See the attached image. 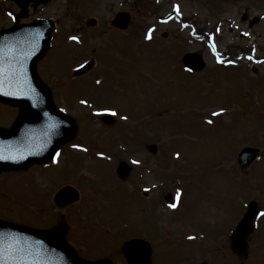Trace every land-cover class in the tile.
Wrapping results in <instances>:
<instances>
[{
	"label": "rangeland",
	"instance_id": "1",
	"mask_svg": "<svg viewBox=\"0 0 264 264\" xmlns=\"http://www.w3.org/2000/svg\"><path fill=\"white\" fill-rule=\"evenodd\" d=\"M6 9L18 12L0 0V28L16 22ZM117 11L131 18L122 32L109 24ZM27 15L17 22L50 16L59 23V49L40 65L76 131L54 164L0 169V220L57 232L91 263L127 264L121 246L136 237L151 244L153 264H264V0H54ZM89 17L95 27L85 26ZM69 33L79 42L64 48ZM234 51L241 57L231 58ZM187 52L202 56L200 72L181 63ZM88 59L93 69L72 79L70 67ZM22 112L0 102V127ZM105 114L113 123L103 122ZM244 146L259 155L241 170ZM121 162L129 166L124 179L115 174ZM64 185L80 199L54 207L52 195ZM250 200L259 213L248 250L238 255L229 234Z\"/></svg>",
	"mask_w": 264,
	"mask_h": 264
},
{
	"label": "water",
	"instance_id": "2",
	"mask_svg": "<svg viewBox=\"0 0 264 264\" xmlns=\"http://www.w3.org/2000/svg\"><path fill=\"white\" fill-rule=\"evenodd\" d=\"M24 5L28 0H16ZM47 1V0H35ZM129 23L126 13H118L112 24L125 29ZM35 30L31 36L24 34L8 42L0 51V99L21 104L26 110L16 125L10 130L0 129V167L9 169L26 168L32 162H46L56 148L69 140L75 132L74 121L55 110L49 99L48 91L38 82L34 74V63L43 54L47 45L49 28L31 26ZM17 30V29H15ZM14 30V31H15ZM4 32L0 34V37ZM184 63L195 70L203 66L200 56L186 54ZM92 62L87 63L76 73L86 71ZM107 117L106 122L110 123ZM257 150L243 149L239 154V164L246 167L257 155ZM118 175L124 178L128 167L120 164ZM68 196V201H65ZM170 198V195L167 196ZM78 199L77 192L69 186L61 188L55 200L59 206ZM258 212L255 201H251L248 210L235 230L231 233V247L239 254L247 250V237L253 231L254 217ZM124 253L129 264H150L149 245L144 240L133 239L124 244ZM0 264H91L81 262L47 233L29 228L18 227L0 221ZM99 264H109L103 261Z\"/></svg>",
	"mask_w": 264,
	"mask_h": 264
},
{
	"label": "snow or ice",
	"instance_id": "3",
	"mask_svg": "<svg viewBox=\"0 0 264 264\" xmlns=\"http://www.w3.org/2000/svg\"><path fill=\"white\" fill-rule=\"evenodd\" d=\"M149 31L151 32V30H149ZM146 38H149V39H150V36H149V37H146ZM71 39L75 40L76 37H72ZM249 59H251V57H249ZM217 62L219 63L220 60L218 59ZM96 83H100V81H96ZM80 103H81V104H86V101L81 100ZM113 114H114V113H113ZM213 115H217V113H213ZM122 118H123V117H122ZM209 123H211V122L209 121ZM73 147H76V146L73 145ZM59 155H60V153H56V156H57V157H58ZM5 158H6V157H4V156H0V159H5ZM53 162L55 163L56 160L54 159ZM133 163H137V161H133ZM145 191H147V189H146ZM169 207H171V208H175L176 205H175V204H172V205H169ZM259 215H260V216H264V212L260 213ZM188 239L191 240V239H194V237H188Z\"/></svg>",
	"mask_w": 264,
	"mask_h": 264
},
{
	"label": "bare ground",
	"instance_id": "4",
	"mask_svg": "<svg viewBox=\"0 0 264 264\" xmlns=\"http://www.w3.org/2000/svg\"><path fill=\"white\" fill-rule=\"evenodd\" d=\"M229 28L232 30H237V31H242V27L240 24H237V23H232ZM214 51V50H213ZM231 55V58H235V57H240L241 56V52L239 51H234V54L230 53Z\"/></svg>",
	"mask_w": 264,
	"mask_h": 264
},
{
	"label": "flooded vegetation",
	"instance_id": "5",
	"mask_svg": "<svg viewBox=\"0 0 264 264\" xmlns=\"http://www.w3.org/2000/svg\"><path fill=\"white\" fill-rule=\"evenodd\" d=\"M39 70H40V74L42 75V77H43L44 79H45L46 77L49 78L48 76H51V72H50L49 69L44 70L43 67H40ZM49 79H50V78H49Z\"/></svg>",
	"mask_w": 264,
	"mask_h": 264
}]
</instances>
